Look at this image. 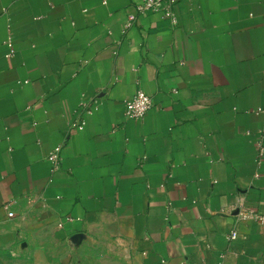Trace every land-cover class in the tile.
Wrapping results in <instances>:
<instances>
[{"label": "crops", "instance_id": "crops-1", "mask_svg": "<svg viewBox=\"0 0 264 264\" xmlns=\"http://www.w3.org/2000/svg\"><path fill=\"white\" fill-rule=\"evenodd\" d=\"M137 1L0 0V264H264V0Z\"/></svg>", "mask_w": 264, "mask_h": 264}, {"label": "built area", "instance_id": "built-area-1", "mask_svg": "<svg viewBox=\"0 0 264 264\" xmlns=\"http://www.w3.org/2000/svg\"><path fill=\"white\" fill-rule=\"evenodd\" d=\"M179 1L181 0H140L134 3L133 7L136 14L159 13L162 16L169 18L171 21H175L176 15L173 7ZM134 18V14L128 15L127 25H129L134 20ZM9 53L12 54L13 49H10ZM93 103H95V101ZM151 106V97L143 91L138 90L132 97L124 101V114L128 118L142 119L146 112L151 108ZM83 125L84 121L73 123V126L77 129H81ZM59 151L60 146H57L53 148L47 156V159L50 161L54 168L57 167V164L59 162ZM8 215L11 216L12 213L8 212ZM260 220L264 221V218L260 217ZM235 237L236 231H232L230 238Z\"/></svg>", "mask_w": 264, "mask_h": 264}]
</instances>
